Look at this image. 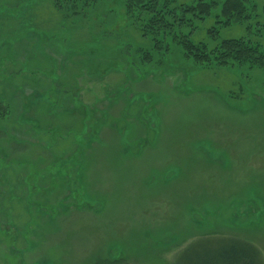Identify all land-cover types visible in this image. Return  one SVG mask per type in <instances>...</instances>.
Segmentation results:
<instances>
[{
    "label": "rangeland",
    "instance_id": "obj_1",
    "mask_svg": "<svg viewBox=\"0 0 264 264\" xmlns=\"http://www.w3.org/2000/svg\"><path fill=\"white\" fill-rule=\"evenodd\" d=\"M250 1L249 31L214 36L264 50ZM126 5L0 0V264H174L193 243L188 264L221 235L264 264V65H198Z\"/></svg>",
    "mask_w": 264,
    "mask_h": 264
},
{
    "label": "trees",
    "instance_id": "obj_2",
    "mask_svg": "<svg viewBox=\"0 0 264 264\" xmlns=\"http://www.w3.org/2000/svg\"><path fill=\"white\" fill-rule=\"evenodd\" d=\"M52 1L57 7L67 5L80 7L89 1L96 0ZM248 5L253 11L256 8L253 1L250 0H221L218 4L216 0H198L193 4H177L176 6L172 5V0H127L126 6L127 13L135 15V17L137 15L139 20L144 21L143 29L146 27L149 33L158 34L161 39L169 37L180 46L185 57L198 65L215 64L221 67L247 65L260 68L264 65V50L260 43L249 36L221 40L214 36L217 35L219 27L235 22L246 23V29L249 31L254 24L251 20L249 21ZM212 15H214V22L218 27L212 26L207 32L212 33L213 37L211 36L208 40H193L191 35L196 29L194 19L201 21ZM262 24L264 25V22ZM216 237H219L215 239L217 246L210 248L208 254L202 251L197 259H189L188 264H263L262 253L252 242L235 236ZM192 245L193 243L190 245L187 243L186 247L176 252L173 259L174 264H177V261L183 262L182 255Z\"/></svg>",
    "mask_w": 264,
    "mask_h": 264
}]
</instances>
